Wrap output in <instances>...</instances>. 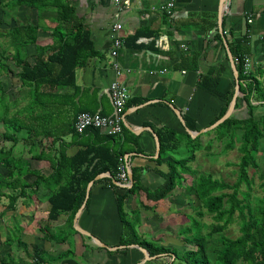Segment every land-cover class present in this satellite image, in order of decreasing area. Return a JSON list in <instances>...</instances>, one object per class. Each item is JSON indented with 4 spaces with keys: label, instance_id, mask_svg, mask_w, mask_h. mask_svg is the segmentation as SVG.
Segmentation results:
<instances>
[{
    "label": "crops",
    "instance_id": "crops-1",
    "mask_svg": "<svg viewBox=\"0 0 264 264\" xmlns=\"http://www.w3.org/2000/svg\"><path fill=\"white\" fill-rule=\"evenodd\" d=\"M123 1L127 5L119 9L113 0H69L76 10V22L88 30L98 55L89 58L84 67L76 70L79 93L74 99L59 96L41 98L38 105L33 106V170L48 176L60 152L64 154V158H72L85 147L108 139L109 134L105 131L75 134L73 126L78 111L112 115L108 88L116 80L129 92L123 122L127 131L122 130L119 139H126L123 146L131 150L123 157L127 159L132 174L134 169L138 171L141 186L153 191L164 183L169 161L188 158L184 153L190 150L198 151L196 159L193 157L188 164L197 170L194 166L198 157L206 152V155L211 154L218 142L214 133L204 132L192 138L186 132L188 128L185 121V126H182L172 108L180 112L183 120L186 116L194 122L196 131L188 129L189 131L202 130L210 126L225 107V97L233 87L234 78L224 44L221 46L219 40L214 39L216 31L219 33L217 13L221 0H174L175 8L170 16L157 8L160 0ZM14 15L15 17L8 14L4 18L0 7V21L7 22L9 18L27 19L34 24L38 21L35 10L20 7ZM214 16L216 31L205 30L206 26L211 25ZM40 22L45 24L44 22L54 21L48 17ZM116 23L122 26L119 35L124 39V46L113 58L110 55L112 27ZM223 23L222 29L228 46L234 38H246L248 51L244 55L249 61V74L264 88V0H227ZM41 34L51 37L46 25L38 32L39 39L42 38ZM135 34H138L135 44L139 48L132 44L126 47L125 39ZM35 53L33 46V52L28 54L31 64L35 60ZM115 62L120 67L118 74L113 70ZM253 104L257 105L258 101H253ZM238 105L235 114L244 110L245 102L239 101ZM163 129L174 131L176 137L166 156L156 162V143L152 133L157 136V130ZM185 134L191 140H196L200 148L195 147L194 141H187ZM121 142L113 141L109 145H113L117 151L121 149ZM133 142H136V146ZM8 148L10 147H6ZM104 174L107 176L92 180L87 199L88 211H82L77 224L105 245L116 247L120 246L121 232L116 198L117 194H124L125 190L120 189V186H117L118 189L108 186L106 179L112 178L108 177L109 172ZM26 177L28 176L24 180L28 183L35 179L34 176L31 179ZM183 178L181 186L161 200H148L143 191L129 195L125 200L123 208L130 221L143 238L155 246L181 249L182 233L189 226L187 216H191L189 213L183 215L182 207L191 210L193 201L195 202L194 195L186 190V184L190 181L188 178H191L187 175H183ZM29 194L24 200L33 199V216L40 212H45L47 216L50 191L41 186L36 192L33 191V195ZM60 218H64V221L57 224ZM66 219L67 216L62 215L57 222L51 224L52 229L67 231L63 235L65 241L60 243L45 240L38 228L41 236L35 238L44 247L39 250L44 252L46 264H80L79 258H70V255H81V248L90 247L92 252H95L93 246L101 248L94 245L89 237L78 233L73 222L75 232H71L65 224ZM45 243L64 246L63 251L52 253L45 249ZM72 246L77 253L71 252ZM64 254H69V257L59 260V256L64 257ZM113 254L123 258H109L108 264H135L143 258L142 253L135 248L113 251ZM163 256L165 254L156 257V263L160 264ZM91 258H88V264H100L97 259ZM11 259L5 258L6 261Z\"/></svg>",
    "mask_w": 264,
    "mask_h": 264
},
{
    "label": "trees",
    "instance_id": "trees-1",
    "mask_svg": "<svg viewBox=\"0 0 264 264\" xmlns=\"http://www.w3.org/2000/svg\"><path fill=\"white\" fill-rule=\"evenodd\" d=\"M0 7L4 18L8 14L15 17L16 11L23 7L27 10H35L38 19L35 24L27 19L15 20V26L0 33L5 43L0 47V77L2 73L11 72L7 63L12 61L18 69L16 75L20 88L27 90L25 97L6 101V92L0 84V120L7 128L2 138L3 141L12 144L8 149L0 147V167L6 170V174L0 179V198L5 197L8 201L4 211L0 212V218L6 212H14L19 199L28 198L29 193L33 195V191L36 192L39 187L44 186L50 191L47 198L50 207L46 223L39 226V230L45 240L60 243L65 241V236L58 237L53 233L52 222H57L60 216L65 215L67 216L65 224L71 232H75L72 222L85 199L87 184L99 174L106 172L110 173L112 179H116L119 159L131 149L123 146L126 139L122 141L119 135L109 134L104 142L87 146L72 158H64V154L60 152L48 176L33 170L27 160L25 164L18 162L19 159L14 157L12 152L13 147L20 142L18 135L24 131L26 138L23 143L26 147L33 146V106L36 107L41 98L59 96L74 99L79 93L76 85V70L84 67L88 59L97 56L98 53L94 49L86 27L76 22V10L69 0H0ZM48 17L54 22H44L45 24L40 22ZM43 25L48 27L51 35L47 43L41 42L38 37ZM207 29L216 31L215 16L211 25L206 26L205 30ZM137 38L138 34L128 37L125 39V46L129 47L132 44L139 48V45L135 44ZM214 39L219 40L218 42L223 46L222 38L217 31ZM245 41V37L234 38L229 43L238 71L240 91L243 94L237 99L235 107L238 108L239 101H244L245 108L226 119L214 130L207 132V134H215L216 141L222 144L224 153L234 149L239 153L235 182L229 184L211 176L198 174L197 170L188 166L193 156L169 161L164 183L153 191L141 186L138 171L134 169L131 188L124 189L125 193L117 194L116 198L117 213L121 223L120 246L140 245L151 257H160L164 254L169 256L171 264L175 261L176 264H264V197L259 198L256 205L252 206L253 181L249 175L251 168L255 170L260 168V157L264 158V151L261 152V145L264 144V115L255 111L256 106L253 104V101H258L257 106L264 104L260 102L264 101V88L250 74L247 76L243 74L246 56L244 54L248 51ZM29 45H33L36 49L33 64L29 63L24 50ZM8 48L11 51H8ZM233 88L226 95V105L215 121L226 112L232 99ZM24 100L27 104L17 109L19 102ZM40 105L45 106V104ZM81 112L78 111L76 117ZM184 121L189 130L196 131L192 120L185 116ZM123 130L127 131L124 126ZM86 132L97 134L99 130L89 129L84 133ZM74 133L77 134L75 131ZM157 136L160 152L156 162H160L173 144L176 133L163 129L157 130ZM185 136L189 138L187 134ZM113 141L115 143L122 141L119 145L121 149L115 151L113 145H109V142ZM133 145L136 146V142H133ZM183 175L191 178L188 179L190 181L186 184V190L194 195L195 203L198 204L194 208V215L187 216L189 226L182 233L183 244L192 249L179 251L155 246L137 231L124 211L123 205L129 195L139 191H143L148 200H161L181 186L184 182ZM25 176H34L35 179L32 183H28L24 180ZM106 181L108 186L118 189L111 179L108 178ZM260 186L264 189V182ZM88 203L89 200L85 205L86 212ZM205 214L211 216L210 224L201 221ZM233 223L239 226V235L235 238L224 234ZM17 230L18 236L14 240L26 249L27 245L20 240L22 228ZM204 230L208 231L204 232ZM214 244L220 246L218 250L212 249ZM65 257H69V254H64V257L59 256V260ZM45 258L43 251L33 250L32 262L36 259L46 264ZM0 264L5 263L2 260Z\"/></svg>",
    "mask_w": 264,
    "mask_h": 264
},
{
    "label": "rangeland",
    "instance_id": "rangeland-1",
    "mask_svg": "<svg viewBox=\"0 0 264 264\" xmlns=\"http://www.w3.org/2000/svg\"><path fill=\"white\" fill-rule=\"evenodd\" d=\"M17 18V16H16ZM16 21L12 20L9 18L7 22L0 21V33L5 32L9 27L15 26ZM42 36L41 39H39L41 42H48L50 37H47L46 35L41 34ZM4 40L0 36V47L5 44L3 43ZM8 51H11L10 48H8ZM27 58L29 57V53L33 52V46L29 45L25 49ZM10 73L4 74L2 73L0 77V84L2 89L6 92V101H13L14 99L17 98H22L27 95V90L20 88V83L17 78V72L18 69L14 66L12 61H9L8 63ZM27 104V101H21L17 105V109L24 107ZM253 105V104H252ZM256 106L255 111H261L259 114L264 115V104L261 105H254ZM11 111V110H10ZM7 131L6 125L0 120V147H10L12 144L11 142H5L3 141L2 134L3 132ZM20 142L15 145L13 155L19 159V163L25 164L26 160L27 162L30 163L31 167L33 168V159H31L32 154H33V146L32 147H26L25 144L23 143V140L26 138V133L23 131L18 135ZM188 138V137H187ZM190 137L187 139L189 141ZM195 142L196 146L198 147V143L196 140H191L190 142ZM263 143H264V138H263ZM238 146V143L236 144ZM217 147V148H216ZM28 150V151H27ZM264 151V144L261 145V152L263 153ZM199 152H193V151H188L185 154V157H190L193 156L196 159V155ZM207 153V152H206ZM203 153L201 157H198V162L194 166L197 168L200 174H204L206 176H211L213 179L220 180L227 182L229 184H232L235 182L237 178V163L240 158L239 153L237 152L236 149L225 152L222 150V144L220 142H217V145H215V148L213 149L211 154ZM262 157V156H261ZM259 159V169H250L249 170V175L252 178L253 181V193H252V206L256 205V202L259 198L264 197V189L260 186L264 182V158L262 157ZM196 160L194 161V163ZM6 173V170L0 167V179L2 176ZM26 178L31 179L32 176H28ZM189 179V178H188ZM5 189H3L4 191ZM193 199V198H192ZM193 201V200H192ZM8 204L7 198L1 197L0 198V212L4 211L6 208V205ZM198 206V204H196ZM182 212L183 215L189 213L191 215H194V208H195V202L193 201V206H191V210L186 209L182 207ZM193 208V209H192ZM46 221V213L45 212H40L36 216H33V199L29 200H22L19 199L16 203V210L14 212H6L4 215L0 218V260L3 259L4 262L6 261L5 258H12L11 260L6 261V264H12L15 262L16 264H32V254L33 250L36 249H43V245L40 243V241H37L35 237L41 236V233L38 231L39 226L41 227L42 224H44ZM64 221V218H60V222H57V224L61 223ZM201 221L210 224L212 222V218L210 215L205 214L202 218ZM17 228H22L21 233H20V240L21 242L25 243L27 245V248L24 249L22 248L17 241L16 237L18 236L17 233ZM239 226L237 223H233L228 230L224 233L226 236L235 238L239 235ZM17 230V231H16ZM56 236H63L67 233L66 230H53ZM208 230H204V232H207ZM35 234V235H33ZM10 241V242H9ZM37 243V244H35ZM92 245V244H90ZM95 245V244H94ZM93 246V245H92ZM94 251L92 252L90 247L87 248H81V255L76 252L75 247H70L71 252L77 253L78 256H72L70 255V258H79L80 264H88L87 260L88 258L92 257L91 259H97L100 264H108L109 258H123L120 255H114L112 251L106 252L102 248H97L95 246ZM219 245L214 244L212 245V249L218 250ZM64 246L60 245H49L48 243H45V249L49 250L52 253H59L63 251ZM192 249V247L185 246L182 242L181 249L177 248L176 250L182 251L184 249ZM67 250V249H65ZM64 250V251H65ZM98 252V253H96ZM112 256V257H111ZM50 257V256H49ZM107 258V260H106ZM106 261V262H105ZM154 261V264H159L156 263L155 260L150 261L152 264ZM14 263V264H15ZM177 261H175L174 264H176ZM55 264V263H51ZM58 264V263H56ZM160 264H171L169 256L165 255L162 257V261H160ZM241 264V263H239Z\"/></svg>",
    "mask_w": 264,
    "mask_h": 264
},
{
    "label": "built area",
    "instance_id": "built-area-1",
    "mask_svg": "<svg viewBox=\"0 0 264 264\" xmlns=\"http://www.w3.org/2000/svg\"><path fill=\"white\" fill-rule=\"evenodd\" d=\"M119 9L124 8L123 5H127L126 1L123 0H113ZM167 16L172 15L175 2L174 0H160L159 6L157 7ZM250 22V21H249ZM122 26L120 23H116L112 27L113 32V43L110 51V55L115 58L118 54L120 48L124 46V39L119 35ZM113 70L118 74L120 71L119 65L115 62L113 64ZM243 74L247 76L249 74V61L245 57L243 63ZM109 95L113 108V113L110 116H105L100 113H89L81 112L77 115L74 122V131L77 134H83L89 129H95L99 131H105L110 135H120L123 130L124 122V111L126 103L129 99L128 90L121 85L118 81H112L109 85ZM128 162L125 157L119 159V165L117 167L116 181L121 186L120 189H127L129 186L128 180ZM32 264H44L38 262L36 259L33 260Z\"/></svg>",
    "mask_w": 264,
    "mask_h": 264
},
{
    "label": "water",
    "instance_id": "water-1",
    "mask_svg": "<svg viewBox=\"0 0 264 264\" xmlns=\"http://www.w3.org/2000/svg\"><path fill=\"white\" fill-rule=\"evenodd\" d=\"M226 9H227V0H221L220 2V6H219V9H218V13H217V26H218V30H219V33L220 35L222 36L223 38V44H224V47H225V50H226V54H227V57H228V60H229V63H230V67L232 69V72H233V80H234V84H233V95H232V99L228 105V108L226 110V112L224 113V115L218 119L217 121H215L213 124H211L210 126L202 129V130H199L197 132H191L189 131L188 129H186V132L192 137V138H195L196 136L204 133V132H208V131H212L214 130L216 127H218V125H220L222 122H224L226 119H228L229 117L233 116L237 110V108L235 107L236 106V103H237V99L240 98L241 96H243V94L241 93L240 91V81H239V76H238V71H237V67H236V64L234 62V59H233V56L231 54V51H230V48L228 46V43L224 37V33H223V29H222V19H223V16L226 12ZM171 107V105H170ZM173 112L175 113V115L177 116V118L179 119L180 123L182 124V126H185V123H184V120L180 114L179 111H177L175 108H172ZM149 131H151L149 129ZM152 132V131H151ZM154 138H155V143H156V157H158L159 155V152H160V144H159V141H158V138L157 136L152 133ZM107 174H99L98 176H96L95 180L97 179H100V178H104L106 177ZM108 177L111 178V176L109 175ZM113 184L116 185V186H121L120 184L117 183L116 180L114 179H111ZM128 180H129V186L127 188H131L132 184H133V174L131 172V170H128ZM93 181L90 182L87 186V189H86V194H85V199L82 203V205L79 207V209L77 210L76 214L74 215V218H73V227L74 229L80 233L81 235H84V236H87L89 237L95 245H97L98 247H101V248H104L108 251H117V250H124V249H127V248H135L137 250H139L142 255H143V258L140 260V262L138 263H135V264H145L146 262L148 261H151V260H154L156 257L154 256H150L148 251L140 246V245H128V246H116V247H109L107 245H105L104 243H102L99 239L93 237L90 235L89 232L81 229L79 227V225L77 224V221H78V218L79 216L81 215L82 211L85 209V205H86V202H87V199H88V196H89V190H90V187L92 185Z\"/></svg>",
    "mask_w": 264,
    "mask_h": 264
}]
</instances>
